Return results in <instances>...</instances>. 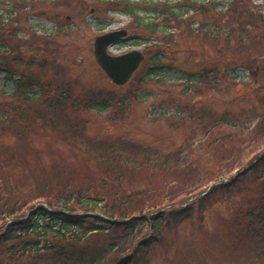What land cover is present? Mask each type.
Here are the masks:
<instances>
[{"label":"trees","instance_id":"16d2710c","mask_svg":"<svg viewBox=\"0 0 264 264\" xmlns=\"http://www.w3.org/2000/svg\"><path fill=\"white\" fill-rule=\"evenodd\" d=\"M71 2L2 1L0 73H5L9 80H15L17 75L19 78L13 92L0 91L3 97L10 98L0 101V139L11 135L18 145L33 147L34 137L48 138L51 128L58 131L69 157L55 149L51 160L45 162L40 157L42 151L40 156L37 151L22 152L18 145L0 140V181L9 189L5 193L0 190V220H5L0 225V264H20L23 259L28 260L27 264H149L148 254L140 258L138 250L144 253L161 239V228L178 227L194 220L198 213L203 215L205 205H216L220 196L227 202L248 201L246 208L239 204L234 222L255 245L258 262L264 264V13L251 0H232L226 9L195 0H185L180 7L168 2L147 5L129 0L107 1L103 5L108 10L131 17L146 42L162 46L146 52V61L126 90L89 86L78 92L80 78L72 68L79 65L78 60L73 59L69 66L63 60L70 53L64 50L63 39L73 24ZM64 9L70 13L63 12ZM31 17L53 22L56 32L40 33L28 24ZM174 29L180 30V37L170 32ZM163 33L169 34L161 40L158 35ZM187 42L198 69L183 73L180 82L186 87L181 95L189 101L174 102L176 110L172 115L191 122L190 138L198 141L201 149H210L209 146L232 138L229 135L236 132L245 139L242 152L255 153L253 159L258 156L252 167L228 183L212 187L204 196L191 191H203L209 182L222 177L212 172L203 188L200 184L185 187L187 178L182 177L193 171L199 173L205 159L189 148V140L181 145V150L163 156L154 150L151 155L148 146L129 138L106 134L96 136L93 142L87 128L92 122L86 117L87 112L114 113L137 101L154 77L173 68L165 61H172L182 43ZM19 65L36 66L52 80L43 81L40 75L23 72ZM241 68L249 72L250 78L243 84L236 82L234 88L229 81L230 71ZM225 79L243 99L244 106L237 110L219 111L209 102L211 92L219 89ZM134 154H139L135 155L137 162L130 161ZM143 154L144 159H140ZM219 162L239 163L238 167L241 164L233 154L228 158L223 154ZM138 170L146 171L149 178L151 173L161 170L169 179L159 190L151 185L126 190L123 184L127 176L136 178ZM80 175L83 182L78 181ZM32 177L48 188L53 202L29 207L31 202L26 196L29 193L34 197L36 193ZM15 182L20 190L15 189ZM98 186H107V192L98 191ZM189 190V199L194 198L193 201L176 209ZM137 203L141 208H137ZM165 206L164 212L151 213ZM97 209L104 214H96ZM145 230L155 235L141 239L138 249L131 246L132 236Z\"/></svg>","mask_w":264,"mask_h":264},{"label":"rangeland","instance_id":"374dc122","mask_svg":"<svg viewBox=\"0 0 264 264\" xmlns=\"http://www.w3.org/2000/svg\"><path fill=\"white\" fill-rule=\"evenodd\" d=\"M2 1L7 2L9 0H0V9L4 7ZM107 1L113 0H72L70 9L73 24H71L70 31L67 32L68 36L63 39L66 43L65 51L70 50V53L65 55L64 62L69 66L74 59L78 60V66L74 65L72 68L76 71V76L80 79V85L78 92L91 86L103 90L106 86H114L111 81L106 77L103 71L100 69L94 58V42L97 36L104 34L105 32L115 30L118 27H124L128 30L130 35L145 36L143 32H139L135 29L131 18L121 12H113L108 10L103 4ZM121 1V0H114ZM131 2L143 3L149 5L150 2L164 3L168 2L170 5L180 7L185 0H129ZM202 4L214 3L221 9L224 8L230 0H195ZM260 4V9L264 12V0H255ZM184 10V9H182ZM0 10V13L3 12ZM187 11V10H186ZM63 12L70 13L69 10H63ZM28 24H32L35 28L40 30V33H47L53 35L56 32V25L46 20L45 18L31 17ZM131 22V23H130ZM196 28V26L194 27ZM185 30V28H183ZM180 31V30H179ZM177 29L170 31L174 37L177 35L180 37V33ZM182 32V31H181ZM169 33H163L158 37H167ZM136 37V38H137ZM178 37V38H179ZM136 38L128 40L127 43L117 46L114 53H125L132 51L133 49L143 50L144 53L149 49L155 51V49L162 46L159 43L143 44L136 42ZM177 38V39H178ZM184 42L186 40H183ZM180 51L172 56V61H165V63L173 64V68H167L163 72V76L154 77L144 87L143 93L140 94L137 101L122 107H119L118 111L114 113H102L92 110L86 113V117L92 120L88 123L87 128L90 137L93 142L96 136L108 135V137L115 136L116 138H129L130 141L135 143H142L148 146L150 154H154V150L160 152V155H166L176 149L181 150L182 144L187 143L189 148L191 147L197 154L201 153L205 159L201 161L202 169L198 172H191L183 176L186 179L185 187L192 186L193 184H200L203 188L211 178V173L214 172L219 178H229L233 176V171L238 167L239 163L234 162H219L221 156L229 157L232 154L239 157L241 164L239 167H244L254 158L255 153L242 152L244 149L242 135L236 132L231 133L229 136L232 138L226 139L224 142L218 145L209 146L210 149L200 148L198 141L191 140V122L183 118H174L172 115L176 110L174 102L177 100H188L181 93L185 90L186 85L180 82L184 72L189 70H197L198 67L194 65L191 58V53L187 50L188 42L182 43ZM192 52V51H191ZM19 69L28 74L34 73L40 75L43 81L52 80L51 76L46 73H42L38 67H26L25 65H19ZM231 77L229 81L233 84L244 83L247 80L248 72L244 69L231 70ZM19 75L16 76V79ZM229 81L220 82L219 89L215 88V91L207 94L210 97L209 102L219 111L233 109L237 110L244 106L243 99L238 91H235V87H230ZM15 80H9L5 73H0V91H6L11 93L14 91ZM236 83V84H237ZM127 86L119 88L115 86L113 89L126 90ZM237 90L240 88L237 87ZM204 91H207L206 89ZM10 98H5L0 94V101L4 102ZM179 117V116H178ZM196 128V127H195ZM48 130V129H47ZM48 138L44 139L41 135L34 137L33 147L22 146L17 144L15 139L11 135L3 137L2 141H5L8 145H18L19 151L29 153L42 151L43 156L41 158L44 161H50L52 151L60 149V152L65 154L66 158L69 157L68 149L66 145L60 140L62 139L58 131H53L51 128L48 132ZM60 142V144H58ZM58 144V145H57ZM81 144V143H79ZM89 145V144H88ZM58 146V147H55ZM90 146V145H89ZM91 148V146H90ZM145 148V147H144ZM214 152H213V151ZM139 154H134V159L130 161H138ZM33 157H35L33 155ZM132 158V157H131ZM144 159V154L139 157ZM40 159V158H39ZM43 161V162H44ZM96 166V162H94ZM232 168L234 169L233 171ZM202 172L206 175L203 176ZM96 174V172L94 173ZM137 177L127 176L125 186L128 190L142 189L147 185H151V188L159 190L163 188L165 183L169 179V175L161 170L150 174V177L146 176V171L138 170ZM213 179V176H212ZM220 179V180H222ZM218 180V179H217ZM216 179L213 181H217ZM34 184L36 193L34 197L26 194V200L30 201L29 207H36L40 204H45L48 201L53 202L48 188L44 185H40L38 180L34 177L31 178ZM78 181L83 182V177L80 175ZM210 183V182H209ZM4 181H0L2 193L9 192V189L5 186ZM119 185H116L118 187ZM205 187V186H204ZM3 188V189H2ZM15 189L20 190L15 182ZM106 187H97L98 191H106ZM8 190V191H7ZM202 189H196L191 192H200ZM163 194V193H162ZM192 193H186L185 197L180 200L181 202L176 205V209L188 205L192 202L190 195ZM151 197L156 198L154 195ZM219 201L215 204H206L204 213H198L194 220L184 222L181 225L166 226L161 228L162 238L157 239L153 245L147 249V251H139V257H144L148 254L149 264H260L254 253L255 245L249 237H245L240 228H236L234 222L237 215L236 210L239 209V204L246 208L245 199L238 202L236 199L227 202L224 197H218ZM249 200V199H248ZM156 202H162V199H154ZM215 202V201H214ZM104 203L102 204V206ZM137 208H141V205L136 204ZM72 207H80L76 204ZM133 206V205H132ZM87 207V206H86ZM161 207L156 208V213ZM206 209H209L206 212ZM81 210V209H80ZM80 210H77L80 212ZM27 213V211H25ZM96 214H104L103 211L97 209ZM5 222L0 220V225ZM155 235L151 230H145L142 234L138 232L130 239L131 246H139L141 239ZM138 249V248H137ZM126 252L127 249H124ZM28 260H21L20 264H27ZM39 263H41L39 261ZM43 264V262L41 263Z\"/></svg>","mask_w":264,"mask_h":264},{"label":"water","instance_id":"95a60500","mask_svg":"<svg viewBox=\"0 0 264 264\" xmlns=\"http://www.w3.org/2000/svg\"><path fill=\"white\" fill-rule=\"evenodd\" d=\"M127 31H113L96 37L94 57L106 76L116 85H125L137 71L145 56L139 50L121 55H111L109 48L128 40Z\"/></svg>","mask_w":264,"mask_h":264}]
</instances>
